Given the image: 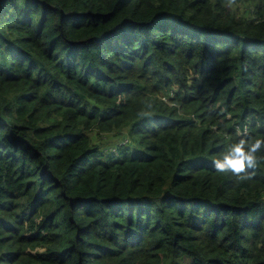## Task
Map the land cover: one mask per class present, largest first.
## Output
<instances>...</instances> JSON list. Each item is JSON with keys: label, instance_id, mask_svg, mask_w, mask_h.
<instances>
[{"label": "trees", "instance_id": "16d2710c", "mask_svg": "<svg viewBox=\"0 0 264 264\" xmlns=\"http://www.w3.org/2000/svg\"><path fill=\"white\" fill-rule=\"evenodd\" d=\"M245 127L264 0H0V264H264V163H212Z\"/></svg>", "mask_w": 264, "mask_h": 264}, {"label": "clouds", "instance_id": "9594fccd", "mask_svg": "<svg viewBox=\"0 0 264 264\" xmlns=\"http://www.w3.org/2000/svg\"><path fill=\"white\" fill-rule=\"evenodd\" d=\"M235 3V0H231ZM242 137L237 142L227 146L218 158L212 163L218 173H231L236 178V183L251 180L261 163H264V156L257 153L264 148V139L248 136V128L245 127L239 133Z\"/></svg>", "mask_w": 264, "mask_h": 264}, {"label": "rangeland", "instance_id": "374dc122", "mask_svg": "<svg viewBox=\"0 0 264 264\" xmlns=\"http://www.w3.org/2000/svg\"><path fill=\"white\" fill-rule=\"evenodd\" d=\"M240 12H245L248 6H245L244 4L238 3ZM96 135V134H94ZM117 134L114 133H107L102 138L101 137H95L94 140L98 143L102 144L105 148L114 150L118 144H120V141L123 140V138L126 137V134L123 136L116 137ZM110 150V151H111Z\"/></svg>", "mask_w": 264, "mask_h": 264}]
</instances>
